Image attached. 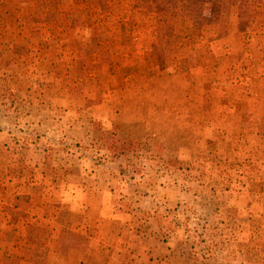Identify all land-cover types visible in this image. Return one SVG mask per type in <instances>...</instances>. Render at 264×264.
<instances>
[{"label": "rangeland", "instance_id": "1", "mask_svg": "<svg viewBox=\"0 0 264 264\" xmlns=\"http://www.w3.org/2000/svg\"><path fill=\"white\" fill-rule=\"evenodd\" d=\"M196 1L0 0V264H77L104 191L170 264H264V0Z\"/></svg>", "mask_w": 264, "mask_h": 264}, {"label": "crops", "instance_id": "2", "mask_svg": "<svg viewBox=\"0 0 264 264\" xmlns=\"http://www.w3.org/2000/svg\"><path fill=\"white\" fill-rule=\"evenodd\" d=\"M124 197V195L116 193L112 194L104 191L103 193H92L86 197H78L77 195L72 199L74 203H77L79 199L87 202V205L85 206L88 212V219L86 218L87 225H85L86 227H78V230L82 233H86L88 232L89 226H94L98 229L95 232L99 234L94 238L92 237L93 240L88 247L89 252L82 253V250L80 249L81 247L76 246V248L72 249L73 252L71 255L67 256L66 259L72 257L77 264H82L84 261L86 263V257L88 256H97L101 251H111L108 264H123L124 260L121 262L116 258V255L120 252L122 256H128L132 259L134 258L133 261L138 264H160V261H162V263L167 261V263L170 264V261L174 258V248H172V245H165L162 247V253L160 254H157V252L152 251L151 248L146 247L142 238L147 234L145 231L149 228L147 227L149 222L144 225L145 221L141 224L129 221L128 215L131 216V214L125 210L124 203L126 202V198ZM133 200L136 201V199ZM1 201L2 199H0V202ZM95 201L100 203L101 206V211L97 216H93L91 213V207ZM1 212L0 214H3ZM133 212L138 213L139 209L132 211V213ZM34 215H38V219L41 217L37 213H30L31 218H33ZM43 219L44 215L41 217V220ZM19 224H17L16 227H18ZM137 228H140L141 230H138ZM21 233H24V230ZM48 246L50 247V250H53L55 247V245L51 243ZM1 247L2 246L0 245V248ZM141 249H147L148 254L144 256L143 252L141 253L139 251ZM126 252L128 253L126 254Z\"/></svg>", "mask_w": 264, "mask_h": 264}, {"label": "trees", "instance_id": "3", "mask_svg": "<svg viewBox=\"0 0 264 264\" xmlns=\"http://www.w3.org/2000/svg\"><path fill=\"white\" fill-rule=\"evenodd\" d=\"M181 6L183 8H191L192 0H180ZM196 4L202 6L203 4H210L212 8H219L218 5L221 4V0H197Z\"/></svg>", "mask_w": 264, "mask_h": 264}]
</instances>
